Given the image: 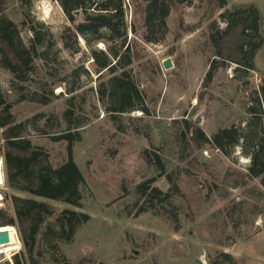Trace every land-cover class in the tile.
<instances>
[{"label":"rangeland","instance_id":"374dc122","mask_svg":"<svg viewBox=\"0 0 264 264\" xmlns=\"http://www.w3.org/2000/svg\"><path fill=\"white\" fill-rule=\"evenodd\" d=\"M6 1L3 15L19 26L24 46L32 38L30 25L47 31L53 42L48 49L44 46L47 64L34 61L36 81L49 84L48 72L55 78L67 77L80 67L88 72L80 77L76 101L88 123L78 129L81 141L74 145L72 156L84 178L80 211L90 221L77 230L71 244L58 245L69 264H223L221 254L229 255L235 264H264V190L259 180L242 178L249 159L242 156L240 147L226 156L192 138L200 130L210 139L219 128L245 118L243 102L248 101L264 73V44L254 61L256 72L250 73L245 90L233 79V65L220 70L212 84L204 88L208 62L199 50L205 43L209 20H217L218 13L197 10L195 1L181 9L185 25L195 27L192 32H180L177 14H173L164 43L144 44L140 41L141 17L132 4L135 0H123L127 9L125 21L128 25L133 22L138 31L129 30L127 34V42L135 53L133 64L127 69L144 93L150 115L134 111L112 119L97 96L99 84L106 85L109 76L104 71L97 72L90 57L91 49L107 53L111 44L101 41L88 45L77 36L80 52L69 54L62 47L60 34L71 24L55 0ZM226 1L228 9L237 4H254L261 14L264 39V0ZM46 5L51 6L47 15L43 9ZM81 22L80 16L76 24ZM219 25L224 27L220 22ZM102 33L106 34L104 30ZM166 59L173 64L168 71L162 68ZM10 83L9 73L0 69V99L11 105L15 122L25 124V138L48 154L51 167H58L66 161V144L53 142L51 137L65 130L62 114L70 96L64 85L53 89L49 104L41 105L18 101L22 94L29 98L37 91L34 82L24 84V92ZM195 119L200 120L199 125ZM154 155L180 191L174 199L177 228L164 212L137 214L132 193L139 183L156 178L155 187L163 192L170 187L164 177L158 176L155 166L147 162L151 159L154 163ZM0 176V210L13 216L12 196L33 197L8 186L1 156ZM46 203L57 212L73 209L60 202ZM52 221L53 218L49 220ZM11 228L19 247L0 254V264H15L14 259L31 264L16 227ZM50 257L51 252L39 243L34 263L52 264Z\"/></svg>","mask_w":264,"mask_h":264},{"label":"trees","instance_id":"16d2710c","mask_svg":"<svg viewBox=\"0 0 264 264\" xmlns=\"http://www.w3.org/2000/svg\"><path fill=\"white\" fill-rule=\"evenodd\" d=\"M22 2L23 0H19ZM64 16L71 24L60 34L63 49L69 54H78L80 48L76 37L80 36L89 45L97 42L111 44L107 53L90 50L97 72L104 71L109 76L107 84H99L98 101L112 119L120 114L140 111L149 116L144 93L128 70L134 61L133 47L127 42L130 30L137 33L135 24L125 21L126 6L123 0H55ZM198 3L197 10L206 13H218L217 20H209L206 26L205 43L199 50L207 59L208 70L203 79V87L208 88L220 70L235 66L234 77L243 90L248 86L250 73H255V58L264 44L261 33V14L254 4H237L227 8L226 0H135L132 2L141 17L140 41L144 44L164 43L170 33L168 21L177 14L178 30L190 33L194 26L185 25L182 10ZM6 0H0V69L11 76V86L24 92L23 85L34 82L36 90L27 98L24 94L18 101H31L41 105L50 103L53 89L64 85L69 95L67 109L62 114L65 130L51 137L53 142L66 144V161L56 168L48 164V154L35 147L25 138V124H17L10 113L11 105L0 99V156L2 158L8 186L18 192L39 199L10 198L13 216L0 210V227H16L23 249L31 264L34 263L36 247L43 244L51 252L52 264H69V260L60 252L59 244H71L77 230L90 221V217L81 212V187L84 178L75 164L72 149L81 141L78 129L88 123L82 118L83 110L76 105L78 91L81 88L80 77L88 75L83 67L76 68L69 76L55 78L46 73L49 84L36 81L38 77L35 60L48 62L46 48L53 46L49 33L37 30L30 25L32 38L24 46L19 38V26L3 15ZM130 7V6H129ZM80 12L81 23L76 24L75 12ZM219 22L224 25L220 27ZM25 24V22H23ZM106 34H103L102 31ZM179 35V34H178ZM48 41V42H47ZM46 46V48L44 47ZM47 94V95H46ZM245 120H239L227 128H219L210 139L200 130L195 131L193 140L198 144H208L223 155L229 156L234 148L240 147L243 157L249 159L245 180H259L264 190V73L259 85L250 93L248 101L243 102ZM81 116V117H80ZM244 120V121H243ZM153 164L159 177H164L170 187L163 192L154 186L156 178L144 180L133 190L137 214L151 212L155 215L164 212L177 228L178 215L174 199L180 191L156 155ZM126 195H128L126 191ZM46 201L60 202L73 209L57 212ZM53 218L52 222H49ZM223 264H235L227 254H221ZM15 264H22L15 260ZM104 264V263H99Z\"/></svg>","mask_w":264,"mask_h":264},{"label":"water","instance_id":"95a60500","mask_svg":"<svg viewBox=\"0 0 264 264\" xmlns=\"http://www.w3.org/2000/svg\"><path fill=\"white\" fill-rule=\"evenodd\" d=\"M74 16L76 18V21L79 20V17H80V12H75L74 13ZM173 67V64H172V61L171 59H166L165 61L162 62V68L165 70V71H168L170 69H172ZM195 124L196 125H199L200 124V120L199 119H195ZM2 228H11V227H8V226H4V227H0V229ZM10 244V236H9V232L7 230H2L0 231V248H3L7 245ZM199 262H196L195 264H198Z\"/></svg>","mask_w":264,"mask_h":264},{"label":"bare ground","instance_id":"6f19581e","mask_svg":"<svg viewBox=\"0 0 264 264\" xmlns=\"http://www.w3.org/2000/svg\"><path fill=\"white\" fill-rule=\"evenodd\" d=\"M44 14L47 15L50 12L51 6L46 5L44 8ZM2 182V178L0 176V184ZM2 200L1 195H0V201ZM2 230H7L9 232V236H10V244L0 248V254H8V252H10L11 250L18 248L19 247V242L17 240L16 237V233L12 228H2L0 229V231Z\"/></svg>","mask_w":264,"mask_h":264},{"label":"built area","instance_id":"2783aa9c","mask_svg":"<svg viewBox=\"0 0 264 264\" xmlns=\"http://www.w3.org/2000/svg\"><path fill=\"white\" fill-rule=\"evenodd\" d=\"M56 3V2H55Z\"/></svg>","mask_w":264,"mask_h":264}]
</instances>
